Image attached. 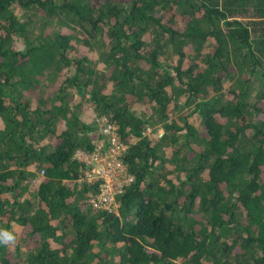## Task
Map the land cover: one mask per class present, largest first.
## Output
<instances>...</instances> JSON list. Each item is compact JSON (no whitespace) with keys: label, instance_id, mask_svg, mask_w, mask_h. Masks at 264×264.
<instances>
[{"label":"trees","instance_id":"16d2710c","mask_svg":"<svg viewBox=\"0 0 264 264\" xmlns=\"http://www.w3.org/2000/svg\"><path fill=\"white\" fill-rule=\"evenodd\" d=\"M97 116L117 212L74 157ZM0 229V264H264V0H0Z\"/></svg>","mask_w":264,"mask_h":264},{"label":"built area","instance_id":"2783aa9c","mask_svg":"<svg viewBox=\"0 0 264 264\" xmlns=\"http://www.w3.org/2000/svg\"><path fill=\"white\" fill-rule=\"evenodd\" d=\"M99 119L101 134L106 137L104 143L100 145L99 141H95L97 145L94 150L85 152L78 149L74 157L86 165L84 180L89 183L98 181V192L89 200L92 207L117 212V197L133 179L122 158L128 146L121 141L114 120L105 116ZM150 132V126H147L143 135Z\"/></svg>","mask_w":264,"mask_h":264},{"label":"rangeland","instance_id":"374dc122","mask_svg":"<svg viewBox=\"0 0 264 264\" xmlns=\"http://www.w3.org/2000/svg\"><path fill=\"white\" fill-rule=\"evenodd\" d=\"M21 13H23L22 12V10H17L16 11V15H17V17L18 18H21L22 16H25V15H23V14H21ZM29 15L31 16V19H37V32L39 31L38 30V26H39V21H41V19H39V18H37L39 15H40V11L38 12V16H37V12H35V11H30V13H29ZM43 16V15H42ZM26 17V16H25ZM25 17H23V18H25ZM70 25L71 24H67V26H61V28H60V31H61V33H66L67 35L68 34H70V35H74V36H76V35H79V32H81L82 33V31L83 30H81L80 28V26L79 25H76V24H73L72 25V28L73 29H71L70 28ZM60 25H56V27H59ZM80 27V28H79ZM33 28H34V26H33ZM53 28H54V24H53ZM52 27H51V29H47V32H50L52 29H53ZM40 29H42V27L40 26ZM40 80V79H39ZM41 85V84H40ZM39 85V86H40ZM41 87V86H40ZM95 119H97V121L100 123V119H99V117L97 116ZM150 130H151V132L150 133H148L147 135L148 136H152V137H155V138H157V137H160L162 134V132H163V129H162V127L160 126V125H158V124H156V125H154V124H152L151 126H150ZM161 134V135H160ZM146 136V135H145ZM101 137V136H100ZM99 137V138H100ZM97 141H99L100 143H98V144H100V145H102V143H104V141L103 140H98L97 139ZM96 145L97 144H95V147H96ZM80 180H78V182H79Z\"/></svg>","mask_w":264,"mask_h":264},{"label":"clouds","instance_id":"9594fccd","mask_svg":"<svg viewBox=\"0 0 264 264\" xmlns=\"http://www.w3.org/2000/svg\"><path fill=\"white\" fill-rule=\"evenodd\" d=\"M16 243V236L9 230L0 229V245L8 246Z\"/></svg>","mask_w":264,"mask_h":264}]
</instances>
